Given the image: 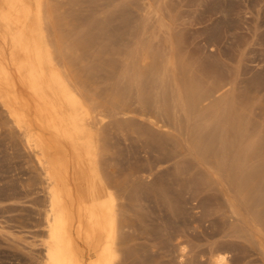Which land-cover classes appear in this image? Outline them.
<instances>
[{"label":"rangeland","instance_id":"obj_1","mask_svg":"<svg viewBox=\"0 0 264 264\" xmlns=\"http://www.w3.org/2000/svg\"><path fill=\"white\" fill-rule=\"evenodd\" d=\"M32 10L41 30L45 14L60 66L105 111L102 169L125 186L117 194L138 262L216 264L222 254L224 264H264V0H45L44 12L37 4ZM137 100L166 130L125 115L142 109ZM3 111L0 264H41L44 176ZM223 132L233 154L223 149ZM158 137L166 155L159 165L176 184L160 201L143 184ZM238 155L241 175L229 162ZM251 173L260 174L254 189L240 191L237 181Z\"/></svg>","mask_w":264,"mask_h":264},{"label":"bare ground","instance_id":"obj_2","mask_svg":"<svg viewBox=\"0 0 264 264\" xmlns=\"http://www.w3.org/2000/svg\"><path fill=\"white\" fill-rule=\"evenodd\" d=\"M34 4L44 12L45 0H0V106L7 114L8 121H11L14 129L23 137L22 143L27 147L24 148L34 154L35 159L32 162L37 161L39 171L44 176V179L40 178L45 181L48 209L45 217L46 231L42 242L44 252L41 264H141L142 261L138 262L140 254L133 252L130 245L134 239L128 238V233L124 232V228L129 227L125 224L126 206L119 203L117 193L123 194L125 186L118 187L112 183L102 169L100 152L104 139L100 136L103 133L105 111L101 103L96 102L98 96L95 99L87 94L91 91L83 93L80 91L83 87L76 88L74 84L76 82L71 80V76L69 77L72 73L69 71L66 73L65 69H69H63L58 63L52 44L50 45L49 40L46 39L45 20H43L45 14L43 13L41 17L42 30L38 29L37 19L32 10ZM48 9L50 15L54 13L52 11H56V9L52 11ZM57 20L54 21L57 23L60 19ZM53 27L55 26L51 28ZM78 41L82 42V40ZM56 46L54 45L55 48ZM60 47L57 49L60 50ZM99 52L97 54L101 56ZM58 53L57 51V56L64 55ZM64 57L61 58V62ZM188 94L190 96V93ZM196 96L193 92L191 101H188L190 108L194 106ZM137 101L142 109L127 111L125 115L132 118L136 113L151 126L166 130V124L160 125L158 118L157 121L152 119L141 100ZM234 123L238 126L236 122ZM9 124L7 122L6 126ZM238 128L241 126L239 125ZM224 133L219 139L227 153L235 144L232 145L234 141L228 142ZM160 138L154 141L158 145L156 150L158 155L148 157L149 173L148 169L145 172L150 174V177L143 182L154 199L159 201L166 188L169 187L173 191L172 186L175 184L174 179L172 181L169 178V174L167 176L169 179L164 178L169 169H161L159 165L163 157H166L160 154L165 150H162L165 145L160 144L162 140ZM229 162H232L230 166L239 175L243 173L240 156ZM133 173L132 177H136V173ZM257 176V173L242 176L236 183L239 188L236 187L239 190L240 188L253 190L254 181L260 174ZM131 181L129 179V183ZM143 184L141 182V185ZM251 194L249 193L248 197ZM135 230L137 232L140 229ZM184 251L185 247L181 252ZM225 262H227L226 255L219 254L215 257L216 264Z\"/></svg>","mask_w":264,"mask_h":264}]
</instances>
